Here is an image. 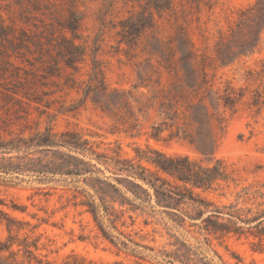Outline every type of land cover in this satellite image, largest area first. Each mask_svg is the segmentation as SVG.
Instances as JSON below:
<instances>
[{"label": "rangeland", "instance_id": "rangeland-1", "mask_svg": "<svg viewBox=\"0 0 264 264\" xmlns=\"http://www.w3.org/2000/svg\"><path fill=\"white\" fill-rule=\"evenodd\" d=\"M47 130L134 161H221L227 178L167 176L187 191L178 211L152 196L154 211L124 208L103 235L84 175L11 170L36 157L64 169L33 144ZM0 210V239L10 217L51 264H264V0H0Z\"/></svg>", "mask_w": 264, "mask_h": 264}, {"label": "trees", "instance_id": "trees-1", "mask_svg": "<svg viewBox=\"0 0 264 264\" xmlns=\"http://www.w3.org/2000/svg\"><path fill=\"white\" fill-rule=\"evenodd\" d=\"M34 145L42 147L46 152H51L58 163L64 166V169H54L52 160H43L36 157L34 160H29L25 165L14 167L11 170H23L35 172L38 174L59 173L67 176H83L84 184L87 185L90 191L82 192L85 199L82 205L86 206L95 220L98 228L103 235H106L104 221L117 229V221L123 209L130 211L148 207L150 211H154L153 205L150 204L152 196L155 204L166 208L178 211L175 204L181 199H185L186 189H176L171 185L167 176L178 179L183 183L189 182L192 186L199 188H208L212 181L217 178L226 179V166L221 161H216L210 167H200L194 169L192 164L186 159L185 164L180 162L176 157L166 156L159 151H153L155 156L138 154V160L132 158H121L118 154L108 155L106 153L97 154L86 139H81L77 133L65 132L58 138L51 131L38 132L35 134ZM60 148H65L66 153H61ZM58 154V156L54 155ZM86 154L93 155L96 162L91 161V157L87 158ZM141 160L148 165H143ZM101 164L104 168L114 175L115 183L107 180V177L96 176V173H103V170L96 165ZM196 166V165H194ZM204 171H209L214 174L211 178L203 176ZM85 175H89V182L86 181ZM166 175V176H165ZM185 175L186 177H183ZM149 189H152L150 191ZM129 193L131 198L125 195ZM148 204V206H147ZM118 207L117 208L115 207ZM143 211V210H142ZM1 214H5L0 210ZM175 214V212H174ZM6 223L9 235L6 239H0V264H51L37 259L32 248L39 249L35 241L28 242L26 238L23 240L15 239L10 233L12 225L10 217H7ZM109 240L114 246H120L124 249H130L131 252L139 253L137 249L130 248L129 243L138 245L131 239H121L118 236L110 237ZM32 246V247H31ZM22 251L21 257L18 253ZM63 264H67L64 262ZM73 264H94L93 262L75 261Z\"/></svg>", "mask_w": 264, "mask_h": 264}]
</instances>
